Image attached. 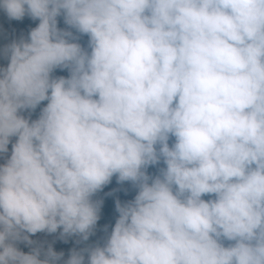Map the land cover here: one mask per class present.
I'll list each match as a JSON object with an SVG mask.
<instances>
[{
	"label": "clouds",
	"instance_id": "1",
	"mask_svg": "<svg viewBox=\"0 0 264 264\" xmlns=\"http://www.w3.org/2000/svg\"><path fill=\"white\" fill-rule=\"evenodd\" d=\"M0 13V264H264V0Z\"/></svg>",
	"mask_w": 264,
	"mask_h": 264
},
{
	"label": "trees",
	"instance_id": "2",
	"mask_svg": "<svg viewBox=\"0 0 264 264\" xmlns=\"http://www.w3.org/2000/svg\"><path fill=\"white\" fill-rule=\"evenodd\" d=\"M5 20V18L3 17V14L0 13V23H3ZM38 23V22H37ZM13 24L18 28V29H26L27 26L31 25L32 27L35 26L34 23H32L31 21H29L27 18L25 19L24 22H13ZM61 27H63V24L61 22ZM58 74H65L66 73H58ZM113 186H115V184H113ZM111 187V186H110ZM107 190V189H106ZM118 195L121 196L122 199H125V198H131V193H129L128 196H124L123 193H119ZM105 219L106 220H111L114 215H115V212H114V201L109 198L107 201H106V206H105Z\"/></svg>",
	"mask_w": 264,
	"mask_h": 264
}]
</instances>
